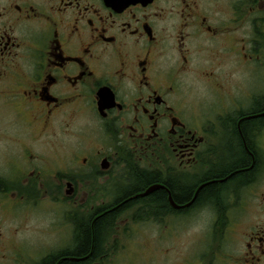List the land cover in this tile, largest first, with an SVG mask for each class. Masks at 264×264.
<instances>
[{
	"label": "flooded vegetation",
	"instance_id": "af4514ba",
	"mask_svg": "<svg viewBox=\"0 0 264 264\" xmlns=\"http://www.w3.org/2000/svg\"><path fill=\"white\" fill-rule=\"evenodd\" d=\"M71 200L90 253L21 258ZM121 215L152 223L141 264H264V0H0V264H116Z\"/></svg>",
	"mask_w": 264,
	"mask_h": 264
},
{
	"label": "rangeland",
	"instance_id": "374dc122",
	"mask_svg": "<svg viewBox=\"0 0 264 264\" xmlns=\"http://www.w3.org/2000/svg\"><path fill=\"white\" fill-rule=\"evenodd\" d=\"M95 190L98 195L96 199H91V195H85L91 190ZM117 187L114 180L103 178L95 184L83 186L84 209L89 208L93 203H106L111 199ZM95 197V196H94ZM76 205L71 202H39L34 205V211L29 218H25L19 230L11 232V240L20 241L21 258L25 257H43L49 253L60 251L65 246L73 243V226L69 223L70 215L74 213ZM140 218H133L130 215H121L117 225L123 226L122 230L127 231L118 235L115 239L111 237L108 245H105V252L109 256L118 259L116 264H141L142 251H140V233L141 226H147L145 222H140ZM169 222H167L168 224ZM171 224V223H170ZM152 223L146 227L149 230L148 235L155 236L150 228ZM1 249V248H0Z\"/></svg>",
	"mask_w": 264,
	"mask_h": 264
},
{
	"label": "trees",
	"instance_id": "16d2710c",
	"mask_svg": "<svg viewBox=\"0 0 264 264\" xmlns=\"http://www.w3.org/2000/svg\"><path fill=\"white\" fill-rule=\"evenodd\" d=\"M120 216H111V217H105V219H99L96 222V237H95V248L93 249L94 255H102L104 251V247L102 246V241L103 235L105 234V226L110 223L111 221V226H116L117 221L119 220ZM112 230V229H111ZM113 232L111 233V235ZM82 237V239H81ZM75 239L77 241L82 240V245L78 246V248L75 246L73 249H63L60 250L59 252H55L52 254H49L48 256H64V255H69V254H78V255H87L90 253V246H91V233L89 230H86L85 233L83 234L79 232V230L75 233ZM61 264H78V262H70V261H65L62 262Z\"/></svg>",
	"mask_w": 264,
	"mask_h": 264
},
{
	"label": "water",
	"instance_id": "95a60500",
	"mask_svg": "<svg viewBox=\"0 0 264 264\" xmlns=\"http://www.w3.org/2000/svg\"><path fill=\"white\" fill-rule=\"evenodd\" d=\"M102 106H104L103 104H101ZM103 167L104 168H108L109 164L107 163V160L105 159V161L103 162Z\"/></svg>",
	"mask_w": 264,
	"mask_h": 264
}]
</instances>
